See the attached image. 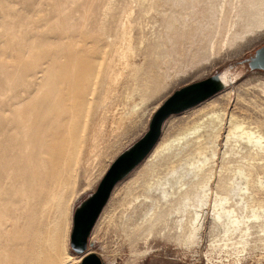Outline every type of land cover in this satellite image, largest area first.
Here are the masks:
<instances>
[{"label": "rangeland", "instance_id": "1", "mask_svg": "<svg viewBox=\"0 0 264 264\" xmlns=\"http://www.w3.org/2000/svg\"><path fill=\"white\" fill-rule=\"evenodd\" d=\"M129 8L135 43L145 35L138 72L120 80V94L99 108L109 45ZM263 44L264 0H0V264H42L48 253L59 264L67 254L77 256L70 247L76 207L96 190L114 160L145 136L154 114L182 86L230 69L237 74L231 83L237 100L230 108L236 104L250 120H264V97L254 88L264 72L242 64ZM228 91L231 96L228 88L196 107L223 104ZM69 104L75 121L63 137L57 125L68 117ZM196 107L169 116L160 139ZM97 118L104 125L91 137L87 125ZM53 136L64 145L54 169L43 175L56 182L47 177L19 193L14 169L28 165L34 153L48 160L40 146ZM151 166L144 159L117 183L92 231L94 239H88V249L103 264H264L258 237L240 261L222 254L209 262L203 255L209 224L203 243L190 251L173 239H150L146 245L134 239L138 235L130 230L144 212L138 209L128 222L120 218L121 208L132 192L141 191ZM252 170L264 177V165ZM53 241L50 251L41 252L44 242Z\"/></svg>", "mask_w": 264, "mask_h": 264}, {"label": "bare ground", "instance_id": "2", "mask_svg": "<svg viewBox=\"0 0 264 264\" xmlns=\"http://www.w3.org/2000/svg\"><path fill=\"white\" fill-rule=\"evenodd\" d=\"M223 6H226V2ZM131 13L132 8L124 12L116 27L115 37L109 45L102 77L106 81V88L99 108L105 106L106 109L108 100L120 92L119 81L132 78L137 68L139 53L145 43V35H141L139 42L135 43L130 22ZM213 47L214 44H212ZM236 75L230 69L220 74V79L224 83L222 91L230 88L232 98L228 91L223 104L210 102L201 108L195 105L196 110H193V116L166 137L160 139V134L145 156L144 159L152 165L153 172L142 181L141 191L132 192L122 204L120 215V218L124 217L125 221L129 222L132 213L138 209L143 210L142 220L139 223L136 222L137 224H134L130 230L132 231L130 234L134 233V237L138 235V238L134 239H142L145 245L150 239H173L179 246L190 251L198 248L205 239L209 224L208 241L206 239L207 245L204 246L207 250L204 254L202 253L209 262L214 255L220 258L222 254L230 259L233 257V260L238 262L250 249L255 238L258 237L264 243V177L259 173L254 174L252 170L254 164L264 165V120L258 122L250 120L249 116V118L246 117L244 110L235 106L236 104H232L233 107L231 105L232 108H230L229 103L237 100L236 97L233 100L234 91L231 87ZM254 88L264 97V81L254 85ZM127 98H130V93H127L126 100ZM72 106L68 105V117L60 120L57 125V127L61 126L63 137L68 136L70 131L72 133L71 123L75 121ZM103 122V118H99L87 125L89 126L87 129L89 133H87L92 137L98 130H102L100 128L104 125ZM52 138L51 141L40 146L41 152L48 153V160L40 157L39 152L34 153L28 165L14 169L19 174V178L13 185L19 193L24 194L28 188L34 187L39 181L42 183L47 177L56 182L57 178L53 175L46 177L43 175V172L54 169L59 160L61 147L64 145V140H60L58 136ZM89 239H94V232ZM54 242H44L40 248L41 252L50 251L55 246ZM91 251L93 250L89 248L77 256L67 254L59 260L61 261L59 264L80 263L83 256ZM52 257L48 253L42 259V264H53L55 260Z\"/></svg>", "mask_w": 264, "mask_h": 264}, {"label": "water", "instance_id": "3", "mask_svg": "<svg viewBox=\"0 0 264 264\" xmlns=\"http://www.w3.org/2000/svg\"><path fill=\"white\" fill-rule=\"evenodd\" d=\"M249 68L264 70V45L258 47ZM224 88L220 73H215L201 81L186 84L173 92L152 118L151 126L143 138L122 152L111 164L96 190L84 199L73 214L70 247L78 254L88 249V239L101 211L108 202L114 186L126 177L145 158L158 140L166 118L180 113L210 98ZM78 264H103L94 252L84 255Z\"/></svg>", "mask_w": 264, "mask_h": 264}, {"label": "flooded vegetation", "instance_id": "4", "mask_svg": "<svg viewBox=\"0 0 264 264\" xmlns=\"http://www.w3.org/2000/svg\"><path fill=\"white\" fill-rule=\"evenodd\" d=\"M263 45H264V44H263ZM261 46H262V45H261ZM253 55H254V53H253L252 55H250L249 57H247L246 59H244V61L242 62V64H243L244 66H248V68H249V61L251 60V58H252ZM249 69H250V68H249ZM257 70L264 72V70H261V69H257ZM223 92H224V90L221 91V92H219L218 94L223 93ZM218 94H216V95H218ZM216 95H215V96H216Z\"/></svg>", "mask_w": 264, "mask_h": 264}]
</instances>
